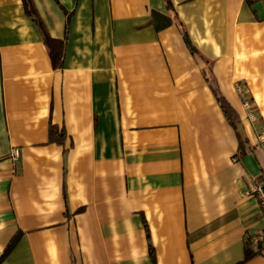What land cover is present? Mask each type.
<instances>
[{
  "label": "crops",
  "instance_id": "1",
  "mask_svg": "<svg viewBox=\"0 0 264 264\" xmlns=\"http://www.w3.org/2000/svg\"><path fill=\"white\" fill-rule=\"evenodd\" d=\"M31 1L0 0V264H264V0Z\"/></svg>",
  "mask_w": 264,
  "mask_h": 264
},
{
  "label": "trees",
  "instance_id": "2",
  "mask_svg": "<svg viewBox=\"0 0 264 264\" xmlns=\"http://www.w3.org/2000/svg\"><path fill=\"white\" fill-rule=\"evenodd\" d=\"M24 1V7L26 9V12L33 16L34 18L37 19V15H36V12L34 10V8L32 7V1L31 0H23ZM167 2L169 3V1L167 0ZM46 43H47V46L49 47V50H50V53H51V59H53L56 63L57 61L59 60V58H61L62 56V53H63V42L61 41H58V40H54L53 38L47 36L46 37ZM211 85H212V88H213V92H215V95H216V98L218 99L220 105L222 106L225 114H226V117L228 119H232V112L230 110V107L227 105V101L225 100V98L222 96V94L219 92L218 90V87L216 85V82L215 81H211ZM258 183H261V184H264V178L263 177H260L257 181ZM16 240H17V237L13 238L11 240V242L9 244H7V248L5 249L3 255L0 257V262L1 260L3 259V257H5L9 251L12 249V247L14 246L13 244L16 243ZM260 247V246H259ZM253 247L251 246L250 248H246V258H250L252 256H254L256 253H257V250L256 252L252 249Z\"/></svg>",
  "mask_w": 264,
  "mask_h": 264
},
{
  "label": "built area",
  "instance_id": "3",
  "mask_svg": "<svg viewBox=\"0 0 264 264\" xmlns=\"http://www.w3.org/2000/svg\"><path fill=\"white\" fill-rule=\"evenodd\" d=\"M241 94L242 100H243V105L247 111L248 117L252 120H255L256 117V112L254 110V106L253 104H251L252 101H250V99L243 93V91H241V89L238 90ZM263 132H264V126L262 127ZM262 147L264 148V133L261 135V142ZM13 157L14 159H17L19 157V152L18 149L14 150L13 152ZM252 194L254 196H256L258 198V200L260 201V205H261V210L264 213V186L260 183H254V185L251 188ZM252 243H253V248L254 250H259V244L264 242V235L262 233L260 234H256L253 238H252Z\"/></svg>",
  "mask_w": 264,
  "mask_h": 264
}]
</instances>
